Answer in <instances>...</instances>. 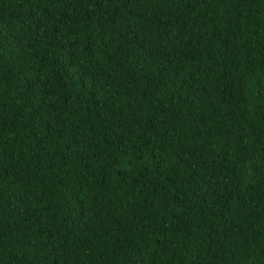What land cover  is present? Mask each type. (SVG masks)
Here are the masks:
<instances>
[{
	"label": "trees",
	"instance_id": "16d2710c",
	"mask_svg": "<svg viewBox=\"0 0 264 264\" xmlns=\"http://www.w3.org/2000/svg\"><path fill=\"white\" fill-rule=\"evenodd\" d=\"M0 264H264V0H0Z\"/></svg>",
	"mask_w": 264,
	"mask_h": 264
}]
</instances>
